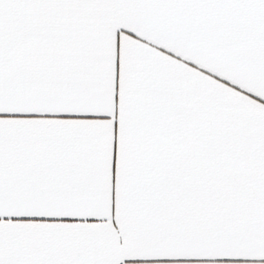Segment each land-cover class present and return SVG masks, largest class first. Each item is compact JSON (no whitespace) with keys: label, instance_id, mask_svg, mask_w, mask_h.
Instances as JSON below:
<instances>
[{"label":"snow or ice","instance_id":"obj_1","mask_svg":"<svg viewBox=\"0 0 264 264\" xmlns=\"http://www.w3.org/2000/svg\"><path fill=\"white\" fill-rule=\"evenodd\" d=\"M0 264H264V0H0Z\"/></svg>","mask_w":264,"mask_h":264}]
</instances>
